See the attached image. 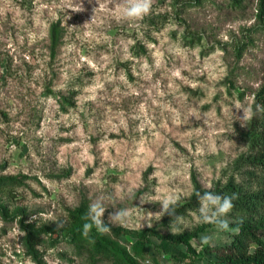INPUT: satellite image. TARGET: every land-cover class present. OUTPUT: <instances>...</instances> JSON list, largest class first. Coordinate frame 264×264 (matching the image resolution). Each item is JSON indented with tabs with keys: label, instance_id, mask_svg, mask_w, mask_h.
<instances>
[{
	"label": "rangeland",
	"instance_id": "rangeland-1",
	"mask_svg": "<svg viewBox=\"0 0 264 264\" xmlns=\"http://www.w3.org/2000/svg\"><path fill=\"white\" fill-rule=\"evenodd\" d=\"M122 3L0 0V176L23 182L13 196L0 193L8 208L0 214V264L27 257L35 264H125L84 244L82 223L69 214L79 206L88 213L98 199L105 224L118 208H132L134 219L89 235L103 249L112 250L106 238L133 253L131 232H146L145 251L134 254L139 264H214L219 258L204 251L200 237L213 235L209 246H223L237 232L197 223L191 213L198 203L183 215L184 231L201 230L191 244L204 257L184 244L165 250L168 215L149 228L136 207L160 211L159 203L139 200L156 189L178 195V208L190 201L195 181L210 191L231 176L242 179L237 163L249 152L252 118L240 121L235 106L254 113L264 84V0H154L139 21L117 19ZM226 219L237 216L231 211ZM28 230L40 236L34 250L20 235Z\"/></svg>",
	"mask_w": 264,
	"mask_h": 264
},
{
	"label": "trees",
	"instance_id": "trees-1",
	"mask_svg": "<svg viewBox=\"0 0 264 264\" xmlns=\"http://www.w3.org/2000/svg\"><path fill=\"white\" fill-rule=\"evenodd\" d=\"M261 12L264 13V8H261ZM58 25H53L51 29V41L52 46L55 48L57 44V28ZM256 106L260 105L264 107V84L260 86L258 91L254 95ZM249 152L246 155L241 156L237 163V172L243 176L241 180H237L234 176H231L226 184L217 185L213 191L220 195H232L235 193L237 199L234 202V208L232 212L237 216L234 223H230V229L237 230L232 234V241L229 244L223 246L210 247L204 246V251L213 250L217 257L218 262L214 264H264V111L254 110V115L249 125ZM22 180L16 177L0 176V193L14 195L16 187L23 185ZM194 192L190 201L177 208V215H186L188 209H194L198 206V199L195 196V192L201 193L204 190L195 181ZM16 213H21L19 209ZM0 214L8 215V208L2 202L0 197ZM74 219L80 221L83 229L84 223H86L85 217L87 216L83 206H79L69 213ZM172 217L168 216V221H172ZM78 228V229H79ZM201 230L196 229L194 231H183L182 234L173 235L172 233L165 232L160 235L162 249H167L170 246H178L184 244L187 246V250L203 258L202 251L196 252L193 248L191 241L199 235ZM135 241L131 246L133 253L127 249L119 246L112 240H106L102 238L103 243H106L111 247L110 250L103 249L96 239L94 234H90L83 239L82 242L88 245L93 244V249L97 252L103 251L107 255H114L115 257L122 258L125 264H139L134 254H142L145 251V244L149 242V238L146 232H131ZM157 234V233H156ZM25 243L29 245L32 250L34 246L39 243L40 236L35 230H28L25 234Z\"/></svg>",
	"mask_w": 264,
	"mask_h": 264
},
{
	"label": "clouds",
	"instance_id": "clouds-1",
	"mask_svg": "<svg viewBox=\"0 0 264 264\" xmlns=\"http://www.w3.org/2000/svg\"><path fill=\"white\" fill-rule=\"evenodd\" d=\"M91 2V0H89ZM154 0H123V3L119 6V15L117 19L125 21H139L145 16L149 15L153 8ZM99 6V5H98ZM95 7L93 9V14L96 11ZM83 6H73L72 11L80 12L83 11ZM236 110H242L243 115L239 116L240 121H248L253 116V110L249 107H244L241 104L235 106ZM258 111H264V107L257 105ZM242 126L245 124L241 123ZM207 188H211V185H207ZM155 195L145 199V196L139 198L140 204L143 205L147 202L159 203L161 205L160 211L155 213L151 211L145 212L142 208H137L138 211L144 213L140 217L141 221L147 222V227L151 228L153 226V221H159L165 215L171 216L172 223L169 225L170 231L173 235L182 234L185 229H189V223L185 220L184 216L177 215L176 210L178 206L179 196L174 193H166L161 195L160 190H155ZM128 198L135 199V192L128 190L124 193ZM195 196L199 201V208L191 213L195 218L197 223L211 224L216 227L218 231L227 232L230 231L229 221L226 219L227 215L234 208V200L237 199V195L233 193L232 195H220L213 191H204L203 193L196 191ZM106 211V207L102 200L98 199L89 205L86 220L89 222L83 225V235L87 237L95 227L99 234H108L111 232L110 225H119L122 227H128L134 219V211L132 208H118L115 212L110 213L108 217V224H105L102 219ZM33 217L32 219H35ZM50 218V214L49 217ZM143 225L141 224L140 227ZM20 235H25L21 232ZM213 235H202L200 237L201 246L211 245L213 243ZM19 264V262H18ZM23 264H35V261L31 257H27ZM58 264V262H57Z\"/></svg>",
	"mask_w": 264,
	"mask_h": 264
}]
</instances>
